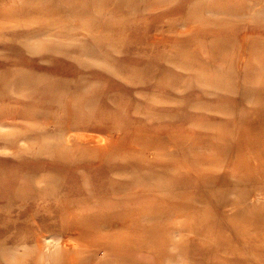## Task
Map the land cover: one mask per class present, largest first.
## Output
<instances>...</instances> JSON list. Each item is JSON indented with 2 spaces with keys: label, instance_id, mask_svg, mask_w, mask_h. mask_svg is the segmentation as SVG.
<instances>
[{
  "label": "rangeland",
  "instance_id": "1",
  "mask_svg": "<svg viewBox=\"0 0 264 264\" xmlns=\"http://www.w3.org/2000/svg\"><path fill=\"white\" fill-rule=\"evenodd\" d=\"M263 6L0 0V264H264Z\"/></svg>",
  "mask_w": 264,
  "mask_h": 264
},
{
  "label": "bare ground",
  "instance_id": "2",
  "mask_svg": "<svg viewBox=\"0 0 264 264\" xmlns=\"http://www.w3.org/2000/svg\"><path fill=\"white\" fill-rule=\"evenodd\" d=\"M114 1V0H113ZM261 4V3H260ZM260 4H259V6H260ZM258 6V7H259ZM264 7V6H263ZM262 7V8H263ZM262 10V9H261ZM10 15V14H9ZM9 15H7L8 17H9ZM238 15V14H237ZM10 16H12V15H10ZM14 17V16H13ZM236 17V16H235ZM249 17H250V15H249ZM12 18V17H11ZM13 20V19H12ZM237 20V19H236ZM88 22V21H87ZM60 27V26H59ZM180 28H182V27H180ZM184 29V28H183ZM179 31V30H178ZM64 34V33H63ZM32 39V38H31ZM62 39V38H61ZM55 41V40H54ZM59 41V40H58ZM64 41H66V40H64ZM63 41V42H64ZM38 42V41H37ZM62 42V43H63ZM66 43V42H65ZM67 43H68V41H67ZM36 49V48H35ZM34 50V49H33ZM201 51V50H200ZM81 58V57H80ZM80 60H82V59H80ZM81 63V62H80ZM82 64V63H81ZM81 66V65H80ZM162 75V74H161ZM13 86H14V84H13ZM10 87V86H9ZM8 87V89H10ZM2 88V87H1ZM12 88H14V87H12ZM10 90H12V89H10ZM9 91V90H8ZM175 92V91H174ZM9 116H11V115H9ZM39 116V115H38ZM58 116V115H57ZM45 117V116H44ZM51 117V116H50ZM10 118V117H9ZM15 118V117H14ZM30 118V117H29ZM57 118V117H56ZM12 119H13V117H12ZM17 119V118H16ZM23 119V118H22ZM47 119V118H46ZM5 120H6V118H5ZM153 120V119H152ZM46 123V122H45ZM51 123V122H50ZM53 123V122H52ZM42 125V124H41ZM33 127H34V125H32ZM2 130V129H1ZM17 130V129H16ZM98 130V129H97ZM14 131V130H13ZM117 131H118V129H117ZM80 132V131H79ZM83 132V131H82ZM106 132V131H105ZM68 133V132H67ZM84 133V132H83ZM88 133V132H87ZM90 133V132H89ZM118 133V132H117ZM62 135V134H61ZM60 135V136H61ZM69 136V135H68ZM70 137H72V138H69V139H67V144L70 146V147H72V146H75L76 147V144L78 145V144H85V143H83L82 141H83V138L82 137H84L83 135H71ZM90 137V136H89ZM92 137V136H91ZM87 138V137H86ZM95 138V137H94ZM97 138V137H96ZM88 139V138H87ZM112 139V138H111ZM65 140V139H64ZM86 140V139H85ZM110 140V139H109ZM131 140V139H130ZM21 141V140H20ZM87 141H89V140H87ZM161 143V142H160ZM128 144V143H127ZM87 145H89V144H87ZM171 145V144H170ZM101 146V145H100ZM43 147V146H42ZM41 147V148H42ZM65 147H66V144H65ZM68 147V146H67ZM66 147V148H67ZM131 148V147H130ZM45 149V148H44ZM75 148H73V150H74ZM169 149V148H168ZM47 149H45V151H46ZM111 150V149H110ZM123 150V149H122ZM133 150H135V148L133 149ZM108 151V150H107ZM112 151V150H111ZM50 152V151H49ZM119 152V151H118ZM121 152H123V151H121ZM133 152V151H132ZM138 152V151H137ZM135 153V152H134ZM143 153H145V152H143ZM162 153V152H161ZM171 153V152H170ZM47 154V153H46ZM149 154V153H148ZM48 156H49V154H47ZM120 157V156H119ZM120 159V158H119ZM118 159V160H119ZM185 162V161H184ZM181 163V162H180ZM131 187V186H130ZM245 187V186H244ZM139 189H140V187H139ZM143 191V190H142ZM119 192V191H118ZM0 193H2V192H0ZM128 193H130V192H128ZM227 193V192H226ZM236 193V192H235ZM2 195H4V194H0V196H2ZM113 195H115V193L113 194ZM239 208V207H238ZM243 209H244V207H243ZM251 209V208H250ZM246 210V209H245ZM245 210H244V212H245ZM250 211V210H249ZM253 213V212H252ZM171 214H173V213H171ZM236 215V214H235ZM150 221V220H149ZM119 223V222H118ZM117 223V224H118ZM105 225V224H104ZM119 225H120V223H119ZM112 226V225H111ZM70 229V228H69ZM75 229V228H74ZM104 229V228H103ZM73 231V230H72ZM45 233V232H44ZM64 233V232H63ZM62 233V234H63ZM171 233V232H170ZM175 233V232H174ZM65 234V233H64ZM68 234V233H67ZM184 234V233H183ZM42 235V234H41ZM59 235H60V233H59ZM76 235V234H75ZM37 236V235H36ZM74 236V235H73ZM35 237V236H34ZM43 237V236H42ZM48 237V236H47ZM64 237H66V236H64ZM72 237V236H71ZM38 238V237H37ZM74 238V237H73ZM59 239V238H58ZM76 239V238H75ZM172 239V238H171ZM61 240V239H60ZM64 240V239H63ZM62 242V241H61ZM60 242V243H61ZM17 243V242H16ZM55 243V242H54ZM76 243V242H75ZM62 244V243H61ZM16 246V245H15ZM71 248V247H70ZM73 249V248H72ZM168 249V248H167ZM71 249H69V251H70ZM67 253V252H66ZM84 254V253H83ZM69 255V254H68ZM82 255V254H81ZM59 256V255H58ZM87 256V255H86ZM90 256V255H89ZM98 256H100V255H98ZM37 257V256H36ZM73 259V258H72ZM95 259V258H94ZM97 261L98 260H96V263H97ZM161 261V260H160ZM101 262V261H100ZM168 262V261H167ZM95 263V262H94ZM103 263V262H102ZM107 264V263H106Z\"/></svg>",
  "mask_w": 264,
  "mask_h": 264
}]
</instances>
